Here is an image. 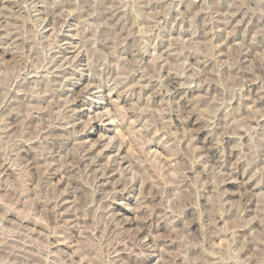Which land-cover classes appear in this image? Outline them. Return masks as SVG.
I'll return each mask as SVG.
<instances>
[{
	"label": "rangeland",
	"instance_id": "1",
	"mask_svg": "<svg viewBox=\"0 0 264 264\" xmlns=\"http://www.w3.org/2000/svg\"><path fill=\"white\" fill-rule=\"evenodd\" d=\"M0 264H264V0H0Z\"/></svg>",
	"mask_w": 264,
	"mask_h": 264
}]
</instances>
